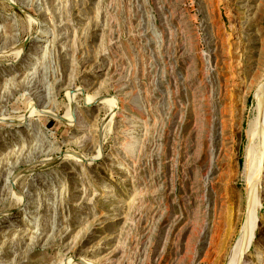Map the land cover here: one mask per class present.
Returning <instances> with one entry per match:
<instances>
[{
  "label": "rangeland",
  "instance_id": "374dc122",
  "mask_svg": "<svg viewBox=\"0 0 264 264\" xmlns=\"http://www.w3.org/2000/svg\"><path fill=\"white\" fill-rule=\"evenodd\" d=\"M263 81L264 0H0V264H232Z\"/></svg>",
  "mask_w": 264,
  "mask_h": 264
},
{
  "label": "bare ground",
  "instance_id": "6f19581e",
  "mask_svg": "<svg viewBox=\"0 0 264 264\" xmlns=\"http://www.w3.org/2000/svg\"><path fill=\"white\" fill-rule=\"evenodd\" d=\"M257 96H263L264 98V82L260 85V87L254 92V99ZM256 113V111H255ZM254 113V114H255ZM257 127V120L255 115L248 121L247 127L245 130V144L243 148V163H242V170L243 173L251 172L249 176L246 178L247 183V192L246 195L248 196V205H250V220L249 222L244 225L242 230V242H244V246L241 245L240 252L237 250L235 256L232 259V264H246L244 260L243 253L248 252L250 244H252V240L254 238V233L256 230V223L251 222L256 217L257 213V202H256V195H257V186L254 182H258L259 180V172L258 167L261 169L262 163V153L264 148V108H263V117L262 123ZM254 162V166L252 168ZM259 164V166L257 165ZM241 242V241H240ZM239 242V243H240ZM239 246V245H238ZM239 252V254H238Z\"/></svg>",
  "mask_w": 264,
  "mask_h": 264
},
{
  "label": "water",
  "instance_id": "95a60500",
  "mask_svg": "<svg viewBox=\"0 0 264 264\" xmlns=\"http://www.w3.org/2000/svg\"><path fill=\"white\" fill-rule=\"evenodd\" d=\"M263 108H264V98H263V96H257L255 98V111H256L257 127L259 126V129L261 126L260 124L262 123ZM263 139H264V135H263ZM261 157H262V164H263L264 153H262ZM247 205H248V196L246 198V208H247ZM244 223H245V220H244Z\"/></svg>",
  "mask_w": 264,
  "mask_h": 264
}]
</instances>
